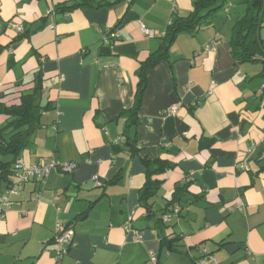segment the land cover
Segmentation results:
<instances>
[{"label": "crops", "instance_id": "obj_1", "mask_svg": "<svg viewBox=\"0 0 264 264\" xmlns=\"http://www.w3.org/2000/svg\"><path fill=\"white\" fill-rule=\"evenodd\" d=\"M231 4L176 35L168 59L147 74L139 123L125 132L120 113L132 105L139 62L193 0H0V102L17 104L42 75L39 102L48 104L17 159L76 163L71 172L55 166L42 187L25 183L0 213V264H195L205 256L215 258L208 264H264L263 65L234 58L229 40L245 6ZM259 37L264 44V25ZM7 118L0 113V127ZM127 135L140 150H130ZM142 158L172 164L153 176L162 184L151 216L139 200ZM185 180L181 213L156 222ZM56 223L73 229L59 261ZM160 232L180 236L175 250L161 245Z\"/></svg>", "mask_w": 264, "mask_h": 264}, {"label": "trees", "instance_id": "obj_2", "mask_svg": "<svg viewBox=\"0 0 264 264\" xmlns=\"http://www.w3.org/2000/svg\"><path fill=\"white\" fill-rule=\"evenodd\" d=\"M225 1L227 0H193V10L188 15L182 17L176 16L167 24L161 37L160 47L151 52L146 59L139 62L135 70L137 82L132 105L120 113L125 120V132L131 126H136L139 123V111L147 86V74L159 62L168 59V50L176 35L180 32H194L202 25L207 24L218 9L223 7ZM236 1L245 6V12L235 20L232 28L229 40L232 54L238 62H261L263 65L262 74L264 75V44L259 37V30L264 25L263 0ZM105 4L104 2L98 3L97 6ZM116 38H109L108 44L102 45L103 51L107 50L111 41L116 40ZM42 87V75H37L32 89L22 92L17 104L6 105L0 102V113L8 115L6 122L0 127V182H5L6 188L11 181L14 162L17 160L20 152L27 146L29 136L41 126L43 112L48 110V104L43 106L39 102ZM124 142L130 147V150L136 152L141 149L136 144V140L132 139L130 135L124 138ZM4 156L8 157V160L4 159ZM142 160L145 165L146 180L139 191V200L142 203L141 206L145 209L146 215L151 216L149 214L151 211V202L149 200L157 194L162 184L161 180L153 178V176L159 172L171 169L172 164L162 159L150 160L142 158ZM188 184L189 181L185 180L174 186L171 198L164 210L158 214L156 222L167 224L171 220L163 222L162 216L167 211L172 210L176 203L181 204V202L185 201L188 194ZM176 206L180 210L179 215L182 209L180 206ZM64 227L71 228V226ZM160 239L161 245L168 252H171L175 250L172 247V242L177 239L179 240L180 236L170 239L160 232Z\"/></svg>", "mask_w": 264, "mask_h": 264}, {"label": "built area", "instance_id": "obj_3", "mask_svg": "<svg viewBox=\"0 0 264 264\" xmlns=\"http://www.w3.org/2000/svg\"><path fill=\"white\" fill-rule=\"evenodd\" d=\"M18 32L23 30L21 25L15 26ZM140 29L142 32L149 37L154 36V31L140 24ZM117 37V33H110L109 38ZM109 38H105V44H108ZM175 109L173 108L172 111ZM58 166L63 172H71L75 167V162H59L55 160L47 161L46 159H41L34 164H26L23 160L17 159L12 168L11 181L6 190L0 195V213L6 211L13 204V198L20 195L22 192V188L25 183L30 180H35L37 183L41 185H45L46 180L51 173L52 169ZM94 184H100V181L97 176L93 177ZM178 207H173L172 210L167 211L162 216L163 222H168L172 216H176L179 213ZM128 229V227H126ZM135 240H141L140 235L135 236ZM54 242L56 247V255L55 259L59 261L67 252L68 248L73 243V229L65 228L62 224L56 223L55 225V236ZM150 259L153 262H156V256L154 254H150ZM215 258L213 256H206L203 258H199L197 260V264H208L209 262H214Z\"/></svg>", "mask_w": 264, "mask_h": 264}, {"label": "rangeland", "instance_id": "obj_4", "mask_svg": "<svg viewBox=\"0 0 264 264\" xmlns=\"http://www.w3.org/2000/svg\"><path fill=\"white\" fill-rule=\"evenodd\" d=\"M232 0H231V2H230V0H227V1H225V3H224V5H223V7H221L220 9H218V11L219 12H221L222 10H224V8L225 7H228L229 9H230V7H232ZM240 4H238V6H239ZM242 6V5H241ZM227 12V11H226ZM225 12V16L227 15V13ZM235 11L234 10H231V14L233 13V17L234 16H236L235 14L236 13H234ZM42 103H44V102H41V105H42Z\"/></svg>", "mask_w": 264, "mask_h": 264}]
</instances>
